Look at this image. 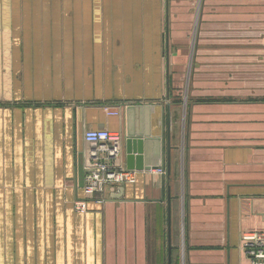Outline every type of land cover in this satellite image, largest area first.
<instances>
[{"label":"crops","instance_id":"1","mask_svg":"<svg viewBox=\"0 0 264 264\" xmlns=\"http://www.w3.org/2000/svg\"><path fill=\"white\" fill-rule=\"evenodd\" d=\"M262 34L264 0H0V264H168V242L170 264H248L241 234L264 232ZM129 106L151 139L170 120V162L147 147L150 171L85 199L83 135L122 133L127 169Z\"/></svg>","mask_w":264,"mask_h":264},{"label":"built area","instance_id":"2","mask_svg":"<svg viewBox=\"0 0 264 264\" xmlns=\"http://www.w3.org/2000/svg\"><path fill=\"white\" fill-rule=\"evenodd\" d=\"M111 115L116 116L117 113ZM83 139L91 147L84 172L85 199H97L102 202V196L106 192L115 193L118 187L135 183V173L120 163L122 133L106 129L89 130L84 133ZM75 209L85 212V201H78ZM240 243L248 258V264H264V232H244L241 234Z\"/></svg>","mask_w":264,"mask_h":264},{"label":"water","instance_id":"3","mask_svg":"<svg viewBox=\"0 0 264 264\" xmlns=\"http://www.w3.org/2000/svg\"><path fill=\"white\" fill-rule=\"evenodd\" d=\"M167 114L169 115V107L167 106ZM144 107L143 106H129L126 108V133H125V163L128 170L135 171H150L151 168L145 165L144 155L149 148L150 158L160 157L161 165L164 166V162L166 160L167 165L170 162V139H169V123L170 120H167L166 125V142L164 139V123L162 124V131L159 139H151V131L147 130V127L144 125ZM160 140V155L153 154L152 149H154L153 144L151 142ZM152 145V146H151ZM148 147V148H147ZM78 181L83 188L84 185V172L79 167L78 173ZM170 247L168 242V264H170Z\"/></svg>","mask_w":264,"mask_h":264},{"label":"rangeland","instance_id":"4","mask_svg":"<svg viewBox=\"0 0 264 264\" xmlns=\"http://www.w3.org/2000/svg\"><path fill=\"white\" fill-rule=\"evenodd\" d=\"M260 40L264 43V34L260 35Z\"/></svg>","mask_w":264,"mask_h":264}]
</instances>
